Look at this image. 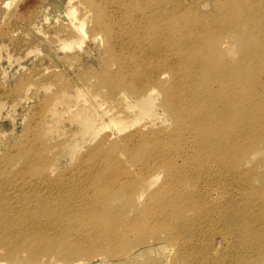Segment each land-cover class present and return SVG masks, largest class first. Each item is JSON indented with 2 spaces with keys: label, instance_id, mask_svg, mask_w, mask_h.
<instances>
[{
  "label": "bare ground",
  "instance_id": "obj_1",
  "mask_svg": "<svg viewBox=\"0 0 264 264\" xmlns=\"http://www.w3.org/2000/svg\"><path fill=\"white\" fill-rule=\"evenodd\" d=\"M220 1L77 0L80 6L76 7L74 0H40L39 14L32 20L13 22L22 20L20 13L5 15L7 19L0 23V64L10 61L13 67H28L31 57L45 51L55 60L64 59L67 63L61 67L66 71L81 68L76 72L78 77L84 74L85 82L106 85L112 92L122 88L117 98L127 100L125 106L139 115L156 109L159 99L171 127L144 132L134 125L136 119H116L112 107L104 110L101 99L80 87L74 96L89 103L96 117V122L89 118V125H84L96 141L91 148L96 150L95 166L86 165L88 155L83 153L73 177L46 184L27 172L30 166L49 160L47 136H41L46 130L41 132L39 125L46 111L34 110L23 136L8 139L0 148L9 149L11 162L23 159L17 174L0 179V243L8 239L3 232L26 233L32 227L41 236L23 245L33 258L41 246L59 254V248L67 247L77 249L79 255L56 264H84L98 257L91 251L95 247L94 251L115 259L127 252L120 245L129 237L150 234L148 241H156L151 232L159 224L168 231L164 250L180 247L192 255V241L204 235L206 242L200 249L215 257L208 264H259L257 254L264 251V167L259 165L264 162L254 155L264 153V0H229L223 5ZM7 3L0 0V19ZM18 30L29 42L17 59L9 54L3 60L1 39ZM31 33L35 34L29 39ZM86 44L91 50L64 57L66 50L80 51ZM233 44L241 48L234 59L224 55L225 47ZM92 57L95 61L90 64ZM66 58H75V64ZM24 90L21 99L26 101L28 90L33 89ZM0 94L6 95L7 89L0 88ZM118 152L133 160L130 165L139 171L109 170L105 176L110 183H105L111 195L116 186L126 191L129 182L123 178L141 173L145 179L150 169H160L158 174L167 170L160 186L165 189L145 199L139 192L136 223L122 208L103 211L106 206L98 201L106 186L94 182L95 174L100 165H112L108 156L121 161ZM4 169L5 161L0 159V170ZM215 173L227 175L215 183ZM229 185L240 189L236 191L240 199L227 198L224 188ZM218 206L224 210L220 216ZM94 210L103 217L97 218ZM77 213L92 220L72 234L69 227L76 229L70 223ZM31 214L41 215L26 223V229L15 220ZM64 223L69 227L60 231ZM221 237L226 248L225 254L220 252L222 257L207 246ZM82 241L94 244L86 247ZM179 253L183 255L180 249Z\"/></svg>",
  "mask_w": 264,
  "mask_h": 264
},
{
  "label": "rangeland",
  "instance_id": "obj_2",
  "mask_svg": "<svg viewBox=\"0 0 264 264\" xmlns=\"http://www.w3.org/2000/svg\"><path fill=\"white\" fill-rule=\"evenodd\" d=\"M227 1L229 0H222L220 2H222L223 5L227 3ZM73 4L76 7L80 6L79 3H77V0H74ZM39 7L40 0H8L6 10L2 14L0 23L3 24L5 22V20L7 19L5 18L6 14L11 15L12 13H20L19 19H22H15L13 22L32 20L37 16V14H39ZM59 22H61V20H59ZM59 22L56 21V23ZM13 25L17 27L16 23H14ZM34 34L31 33L32 36H28V38L31 39V37H34ZM50 34H52L53 36V33L50 32ZM57 34L61 35V31H58ZM4 36L8 37H4L1 39V41L5 43V53L1 56L2 59L4 60V56L9 54L12 55L14 59H17L21 55L22 51L25 50V44L29 42L26 40L27 36H23L20 30H18L17 32H13V34L11 35H9L8 32V35ZM94 44L91 45L94 46ZM224 44L225 42L223 41L222 45L225 46L226 44ZM96 45H99V43H97ZM85 46L80 51L76 48H73L70 51L66 50L68 51L67 54L66 51H64L65 53L63 54H66L64 57H66L67 55L77 56L80 53L91 50L90 45L88 46V44H86ZM239 49L241 48L238 44H233V46L228 45L227 47H225L224 55H227L229 58L234 59L237 56ZM63 54L61 58L63 57ZM42 57H45L46 59H43ZM53 59V55L44 51L41 52V54H39L38 56L31 57L25 64H30L28 67L19 66L16 68L11 65L10 61V63L4 62L3 64H0V88L7 89L6 95L3 96L0 94V106L2 110V113L0 115V122L4 123L3 125H0V148H5L8 139L11 140L14 139L15 136L19 138L23 136L24 129L25 127H27V125H29L30 119H32L33 115L32 112L34 110H36L37 108H41L42 113L43 110L46 111L45 117L43 116L41 118L42 120H39V125L42 127L41 132L44 129L46 130V134H42L41 136H47L45 140V146L47 149L46 153H48L47 156L49 157V160L44 161V164H35L33 165V168L30 166L27 169L28 174L31 178H34V180L43 179L46 184H50L54 181H63L62 179L66 178L67 176L73 177L75 167L80 163V158L82 155H84L83 153L86 152L89 161L86 163V165L93 164L95 166L94 161L97 157V155H95L96 150H91V148H93L96 141L95 139H93V135L88 133V131L84 128V125H89V123H87V119L89 118L94 119L92 120L93 123L96 122V117L91 111L89 103L85 102L82 98L77 99V97L74 96V93L77 89H80V87H82L85 91H87L89 95L95 97L97 100L101 99V106L104 110L112 107L111 114L116 119L117 116L123 118L124 120H130V122L136 119L137 122L133 124L139 127H143L142 131L144 132H148L149 128H163V130H170V120L169 118H166L167 113L164 112L159 99L155 103L156 109L151 108L148 114L139 115L138 111H131L125 106V104H127V100L121 102V99L117 98V96L120 95V91L122 88L116 87L115 91L112 92V89H109V87L106 85H98L90 81L85 82L84 74L82 73L83 75L78 77L79 72H76V69L81 70V68H74L75 71L73 69H71L70 71H66V68L64 69L63 67H61L64 66L63 62H66L64 61V59ZM66 60L72 61L73 64H75V58H66ZM89 61L91 64L95 61V58L92 57L89 59ZM57 63L59 64L57 65ZM30 66L33 68L30 69ZM65 87L67 88V90H65ZM24 88L33 89V91L28 90L27 93L30 96L26 101H23L21 99V96L26 90L25 89L23 91ZM123 94L125 95V92H123ZM54 102L56 103V106L49 105ZM47 107L48 109L46 110ZM125 108H127L128 111ZM118 153L120 155L119 158L121 159V161H113L111 156H108L110 158L109 160L112 161V165L110 163H107L108 165L99 166L100 170L97 174H95L96 177L94 182L98 183L97 185H100V187L103 186L106 180L110 183V180L105 176L109 170L124 169L130 173L139 171L130 165V163L133 164V160L129 161L128 157L124 155L123 152ZM11 154L12 153H10L9 149H7L6 152L5 149H0V159L2 161H5V169L0 170V179H2L3 181L10 179L13 174H17L21 170V166L23 165V159H13V161L11 162ZM254 156L261 158L264 162V153L260 152L255 154ZM178 162L180 163V161ZM123 166L125 168H123ZM259 166L264 167L262 165ZM162 170L163 171L158 174L160 169H155L153 172L150 169V171L148 172L150 175L145 179L141 177V173L134 174L130 179L123 178L121 181L129 182V184H127L126 191H124L122 187L116 186L114 188V195L110 194L111 192L110 190H108L109 188L107 187V183H105L104 185L106 186V190H104L102 192V196L98 198V201L102 200L100 203L101 207L103 205L106 206L105 208H102L103 211L109 208H122L128 213L133 223L138 222L139 218L136 219L137 215L135 216L141 205V201L137 199L138 194L139 192H142V195L145 199L146 197L153 196L156 192H161L163 189H165V186H163V188L160 186L162 185L164 177L167 174V170ZM225 175L227 174L218 176L217 173H215V183H218V178H223ZM92 177L94 176H91V178ZM253 179L257 181L258 176H254ZM224 190V194L227 195V198H241V196L236 194V191L240 190L237 186L229 185L226 186ZM262 199H264V197ZM216 210L218 216L224 213L222 206L216 207ZM77 214L78 215L76 216L75 221L70 223L71 225H77L76 229L71 226L69 227L68 224L64 223L62 224V229H60V231H65L63 228L67 225V228L69 227L72 229V234H76V230L83 229V227L86 225L85 222H89L90 220H92L89 216H79L82 215V213ZM94 215L97 218L98 216H101L102 218L104 214H102V212L99 213V211L96 212L94 210ZM37 216L36 214H31L25 217L21 216L15 220L21 222V224L18 225L20 227L24 226V228L26 229V223H30L33 219H36ZM217 225L219 226L218 223ZM157 226L151 232V235L153 237L154 235H156V241L152 242L153 238L151 239V241H148V237L150 234H144L143 237H140V235L129 237L127 241H124L123 244L120 245L122 247V250H127V252L115 259H110L109 254H106L102 251H94V249L96 248L95 247L91 251L93 253L96 252L95 254H97L98 257L90 261L85 260L84 264L214 263L215 257H213L206 249H200V246L206 242L204 241V235L200 240L195 239L194 241H192L191 246L194 252L192 255H190L189 251H185L180 247L164 250L165 244L167 243L166 237L168 231L166 229H163L159 224ZM45 230L51 232L50 229ZM25 232L26 233L17 234L15 232H13L12 234L3 232V235L8 236V239L5 240V242L9 241L11 242V244L10 246L6 245L7 243H5L4 241L0 243V264H56L57 260H61L63 262L65 260H69L70 258H72V256L75 257L79 255V253L75 254L77 249L73 248H59L62 252L61 254H59V252L48 248L46 249L45 246H41L36 253L37 255L35 254L36 257L33 258V256L30 255L27 246L23 244L27 243L29 240L34 239V237L41 236L40 230H36L35 232H33V228L30 227ZM202 233L204 234L206 232ZM218 240L213 242L214 246H209L207 242V246L210 247V249H217L219 252H217V254L222 257V254H220V252L222 251L225 254L226 248L222 237L219 241ZM81 244L88 247L94 243L82 241ZM132 244L135 245H133V247L131 248L130 245ZM179 249L183 253V255L181 254V256L180 253L178 254ZM84 251H82L80 254L86 255ZM211 251L215 254L213 250ZM195 255H197V257ZM257 260L259 264H264V251L257 254Z\"/></svg>",
  "mask_w": 264,
  "mask_h": 264
}]
</instances>
